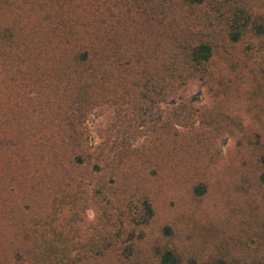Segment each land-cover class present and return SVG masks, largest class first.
Returning a JSON list of instances; mask_svg holds the SVG:
<instances>
[{
    "label": "trees",
    "instance_id": "obj_1",
    "mask_svg": "<svg viewBox=\"0 0 264 264\" xmlns=\"http://www.w3.org/2000/svg\"><path fill=\"white\" fill-rule=\"evenodd\" d=\"M263 37L240 0H0V264H181L135 235L207 196L225 133L264 189ZM253 229L194 264H264Z\"/></svg>",
    "mask_w": 264,
    "mask_h": 264
},
{
    "label": "rangeland",
    "instance_id": "obj_2",
    "mask_svg": "<svg viewBox=\"0 0 264 264\" xmlns=\"http://www.w3.org/2000/svg\"><path fill=\"white\" fill-rule=\"evenodd\" d=\"M240 1L247 4L256 16L264 19L262 0ZM261 50H264V47ZM257 79V75L251 77L252 89L249 99L254 98L253 100L259 105L264 92L261 86L259 88ZM262 82H264L263 76H261ZM216 92H208L204 87L194 85L189 90L188 96H196L194 102L200 105L214 100L218 94V91ZM243 117L246 115L244 114ZM97 120L94 116L87 120L92 134L95 133L96 126L102 124L101 122L98 124ZM227 128L234 131L241 130L235 125ZM232 142V138L225 133L219 138L216 149L214 148L211 161L217 172L215 176L218 177L211 184L207 196L198 198L178 190L175 198L179 197V199L176 200L173 214L169 216L160 214L157 221L142 234V238L139 237L140 234L135 235L134 240L137 244L149 243L156 245L157 248L172 249L180 258L181 264H194L195 257L203 260L212 259L213 253L217 252L214 250L216 246L239 243L238 239L242 240L241 235L249 234L248 238L254 239L256 231L253 228L264 219V189L263 185L260 186L258 182L253 181L255 169L247 158L242 160L236 155ZM95 215L94 209L87 210L89 219L94 218ZM165 223L175 228L172 236H163L160 233L159 228ZM69 243L71 242L67 240L66 244ZM142 245L141 251H144Z\"/></svg>",
    "mask_w": 264,
    "mask_h": 264
}]
</instances>
